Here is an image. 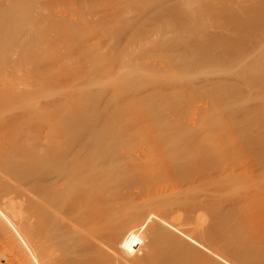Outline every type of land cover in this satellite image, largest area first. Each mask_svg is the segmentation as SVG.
<instances>
[{
    "label": "bare ground",
    "instance_id": "1",
    "mask_svg": "<svg viewBox=\"0 0 264 264\" xmlns=\"http://www.w3.org/2000/svg\"><path fill=\"white\" fill-rule=\"evenodd\" d=\"M118 1L120 2V0ZM135 1L134 3L137 4V0ZM154 1L156 2V0ZM230 1L214 0L213 4L217 3V6L212 4L208 6L209 3L206 9L200 11L201 13L207 11L211 20H230L233 24L224 35L199 33L209 47L207 53L202 50L203 54L201 55L203 57L213 56L214 48L228 51L230 48L226 44L238 40L247 30H256L258 34L264 35L262 18L264 16V0H254L252 3H249L250 0L249 2L241 0L235 5H231ZM115 2L117 4L116 0ZM131 2L128 1L127 3L130 4ZM247 2L248 4H245ZM90 3L91 5L94 4ZM219 4L220 8H217ZM40 5L42 7V4ZM35 6L38 11V5ZM43 8L46 7L43 5ZM47 8L51 10L49 6ZM68 8L70 6L63 9L67 10ZM39 9H41L40 6ZM60 9L62 8L60 7ZM60 9L58 7L57 10ZM63 9L61 10L62 13L52 9L57 12L55 13L56 16L52 14V10L49 12L52 15L48 13L42 15L41 10L38 11L39 13L41 11L39 14L35 8L34 11L36 12L31 10L33 12V14L30 13L31 15H27L22 10L20 13L22 16L17 15L14 18L12 21L14 25L10 26L11 28L6 26L7 18H0V264H264V220L261 212L256 209L257 204L264 200V172L259 166H255L261 163L260 160L262 159L259 156L257 157L260 158V160L258 159L260 163L257 160L254 162V157L249 155L251 158L248 157V159L251 160V163L247 162L248 168L244 171L224 169L206 178L212 184H224L231 182V179L237 175L232 180V188L230 191L227 190L233 191L232 194L235 192L234 195H237L238 192L236 191L240 189L244 191L239 196L241 199L236 200L228 207L220 205L215 213H205L196 203L181 198L159 202V200L149 198H129L128 195L121 194V190L118 192L116 188L109 192L112 186L119 184L121 177L118 174H109L108 164L102 160L93 162L94 157L89 150L87 139V124L81 123V117L85 113L88 114L90 110L86 108L79 90L86 88L85 86L91 81L89 73L93 72L94 68L90 66L88 61L94 60L96 63L93 57L96 53L93 54L94 51H92L91 59L89 55V57L86 56L87 61L82 62H87L89 67L85 66V68L87 67L89 73L85 71L84 64L82 65L80 62L86 59L82 55L84 50L82 53H79L81 52L80 49V51L77 50L80 56L82 55V60L77 61L79 57L74 54V46L78 42V40L76 42L77 33L81 34L83 30L89 29L92 24L89 20L85 21L84 19L81 23L77 20L76 22L80 24L76 25L74 20L67 17L68 15L63 16ZM92 9H89L90 12ZM98 11H100L99 8ZM94 12L96 13V9ZM258 14L261 16L257 17ZM100 15L103 16V14ZM100 15L94 17L101 18ZM114 16L116 18L115 14ZM107 17L108 15L105 16V19H108ZM90 21L95 23L91 19ZM119 22L124 23L120 20ZM148 23L150 24V22ZM218 23L219 21L216 22V24ZM167 24L169 25V23ZM92 27L95 28L96 26L93 24ZM102 27L104 30V26ZM153 27L156 29V26ZM8 29H12L13 33H9ZM97 29L99 31V28ZM160 29L158 30L160 31ZM166 31L169 32V29ZM138 36L140 34L137 35V39ZM147 36L145 40H147ZM167 36H165L166 39H168ZM79 38L81 39L80 36ZM261 38L263 39V37ZM155 41L157 42V40ZM199 43L201 42L199 41ZM169 44L167 43L168 46ZM188 46L199 49L198 45H194L192 42H187L184 45V47ZM160 47L162 49L164 46ZM88 48L86 50L90 53ZM103 49L105 50V48ZM146 50L144 49L145 52ZM260 50H264V43L260 49H252V53ZM103 51L101 52L103 53ZM160 51H158L159 55L162 54ZM101 52L99 53L102 54ZM75 53H77L76 50ZM121 55L123 54L121 53ZM25 57L31 62L33 61V63L29 61V70L23 66ZM71 57H76L75 60L79 62L76 65L81 64L82 66H80L84 70L79 68L80 66L76 67L75 62L69 63L73 59ZM96 57L98 60V55ZM112 58L114 56L110 59ZM108 61L110 62L109 59ZM98 64L96 65L98 66ZM92 74H95V71ZM63 79L65 80L62 81ZM45 80L54 89L53 94L55 93L57 97L54 96V101L44 102L35 96V88L45 85L43 84L46 82ZM48 83H46V87ZM50 85L48 84V87H51ZM254 114L259 115L256 112ZM254 114L251 113L250 116L246 117L254 116L256 119ZM242 120L232 124L240 123L245 127L251 123L246 124L245 121L242 123ZM251 120L253 121V118ZM251 120L247 119V121ZM244 123L245 125H243ZM236 126L234 128L237 129ZM166 127L162 128L166 130L169 125ZM239 128L242 129L243 127L240 126ZM256 128L257 131H251V134L254 136L258 134L256 136L259 137L258 142L253 136L247 135V129H238V132L241 131L243 134L233 141L234 143L235 140L236 143L240 142L238 144H241L242 147L238 154L241 156H237L236 151L230 154L231 152L227 151L229 148L226 146L225 151L227 152L222 155L221 162L240 159L242 156L245 158V155L253 152V148H255V152L259 148L261 149L264 127L262 125L256 126ZM156 130L162 131L163 129L158 128ZM163 134L159 135L158 138L162 137ZM165 135L169 136L170 134ZM202 135L201 138H205L206 134L203 133ZM231 139L233 138L231 137ZM163 142L158 143L163 145ZM234 143H231L230 147H233ZM227 145L229 147L230 144L227 143ZM199 147L200 150L203 148ZM78 150L80 152L77 155ZM256 154L258 155V153ZM242 159L241 163L246 162ZM167 161L164 157L158 159L155 164L160 167H167L166 169L169 168L168 171L174 173L181 172L177 169L178 167L171 166ZM252 161L255 165H252ZM123 180L125 181V179ZM206 180L199 182L206 183ZM251 184L252 186L249 187ZM202 193L204 192L202 191ZM206 208L211 210L208 206Z\"/></svg>",
    "mask_w": 264,
    "mask_h": 264
},
{
    "label": "rangeland",
    "instance_id": "2",
    "mask_svg": "<svg viewBox=\"0 0 264 264\" xmlns=\"http://www.w3.org/2000/svg\"><path fill=\"white\" fill-rule=\"evenodd\" d=\"M108 1L112 3L110 4ZM108 1L1 0L0 18H7L6 26L11 28L10 26L14 25V22L12 23L14 18H16L17 15L22 16L20 14L22 10L26 12L27 15H31L30 13L32 11L36 12L37 8L35 5H38V11L41 10L42 13L41 11L40 13L42 15L48 13L50 15L54 14V16H56L55 13L57 12H55V10L58 11V7L59 9L60 7L65 9L70 6L71 9L68 8V12L63 9L65 14H63V16L68 15L67 17H69L70 20H74L76 25H79L85 19V21L89 20L92 25L94 24L99 28L98 31L96 27L94 28L91 25L89 29H86L87 31L83 30L81 34L77 33L78 36L76 37H78V39L76 38V42L78 40L77 43L79 46H77L78 44L76 43L74 48L77 53H75L74 50V54H76V57H79L77 60L79 61L82 55L83 57L85 56V58L90 55L91 59V52L94 51L93 54L96 53L94 54L95 56L93 55L96 63L94 60H91V62L88 58L90 61H88V63L94 68L95 74H92L94 71L91 73L87 71V67L85 68V66H88V64H86L87 62L82 63L85 60L87 61V58L83 59L82 57L83 60L81 59L82 61H80L82 65L84 64L83 67L85 71L91 75V81L85 86L86 88H81L79 90L83 101H85L86 108L90 110L88 114L85 113L83 117H81V123L85 122V124H87L86 130L89 150L91 151V155L95 158H93V162L96 163L99 160H102L108 164L107 166L110 171L109 174L114 173L121 177L119 184L112 186L109 192H112L113 188H116L118 192L121 190V194L124 193L125 196L128 195L127 197L129 198H149L156 201L159 200V202L181 198L185 201L196 203L205 213L217 212L220 205L226 207L230 206L236 200L241 199L239 196L244 193V191H241L242 189L236 191L238 192L237 195H234L235 192L232 194L233 191L229 192L232 188V180L236 178L237 175L231 179V182L224 184H212V182L209 180L207 181L206 178H209L224 169H239L244 171V169L248 168V166H246L247 162L251 161L248 157H254V162H256V160L258 162V159L260 160L261 158V163L258 162L261 165L258 163V165H255L253 161L252 165H255L256 167L259 166L264 172L263 138L261 139L263 145L261 149L259 148L256 150L257 152H255V148H253L252 153L245 155V158L242 156L246 162L241 163L242 158L235 160L231 159L225 163L220 160L224 152H227L228 150L231 152L230 154H232L233 151H236V155L239 157L241 156L238 154L240 152L239 149L241 150L242 147L241 144H238L240 142L236 143L235 140L234 143L233 141L235 138H238L239 135L241 136L243 134L241 131L238 132L240 126L241 128H245L244 130H249H246L247 135L253 136L257 142L259 137L257 138L256 136L258 134L254 136L251 134V131H257L258 127L256 128V126L263 125L264 127V124H262L264 123V50L252 53V49L255 50L262 47V44L264 43V35L258 34L256 30H247L242 34L243 36L241 35L238 38V40L226 44L230 48L228 51L214 48L213 56L203 57L201 54H203V52L207 53L209 47H207L199 33L206 32L224 35L230 26L233 25L230 20L224 19L222 21L218 20L219 23L216 24L218 21L215 19H209V14L206 10V12H200L202 9H206L207 4L209 3L208 6L211 4L217 6V3L213 4L214 0H160L159 2L158 0H156V2L154 0H137V4H135V0H120V2L123 3L122 5L118 0H116L117 4L115 0L114 2L113 0ZM128 1L132 2L128 4ZM239 1L241 0H231L230 4L235 5L239 3ZM247 1L249 2V0ZM253 1L254 0H250L249 3H252ZM90 2L94 3L92 5H95V7H93ZM171 2L172 4H170ZM248 2L245 4H248ZM40 4H42V7ZM53 4L56 5V8ZM43 5L46 8H43ZM47 5L51 10H55L51 11L47 8ZM39 6L41 9H39ZM75 6L80 8L78 9ZM133 7L134 9H132ZM34 8L36 11H34ZM98 8L100 11H98ZM217 8H220V4ZM42 9H45V12ZM62 9L58 12L62 13ZM72 9L73 11L71 12ZM89 9H92L91 12ZM95 9L96 13L94 12ZM38 11L37 13H39ZM50 11L52 14L49 13ZM105 11L108 14H105ZM99 12L100 14H103V16H101ZM114 14L116 15V18ZM99 15L101 18H97ZM106 15H108V19H105ZM89 16L91 17L89 18ZM260 16L261 14L257 15V17ZM262 18L264 23V16H262ZM90 19L97 24L92 23ZM77 20H79L80 23L76 22ZM119 20L124 23L119 22ZM188 20L194 22L192 23V21ZM213 21L215 22L213 23ZM148 22H150V24ZM156 22L158 27L157 24H155ZM167 23H169V25ZM204 24L205 26H203ZM102 26H104L105 31ZM153 26H156V29H154L155 27ZM171 26L173 29H171ZM206 26L210 27L208 28ZM159 28H161L160 31L158 30ZM168 29L169 32L166 31ZM8 30L9 33H13L12 29ZM136 34H140L138 39ZM145 35H148L147 40H145ZM165 36H167L168 39H166ZM261 37H263V39ZM162 39L164 41L166 40V42ZM155 40H157V42ZM199 41L201 43L198 44ZM160 42L164 44H160ZM187 42H192L194 45L197 44L199 49L195 47L191 48L189 46L184 47ZM167 43H170L169 46ZM150 44H152V46H150ZM153 46L158 48H154ZM160 46L164 47L161 49ZM86 47L90 53L87 52ZM103 48H105V50ZM79 49L81 52H79ZM144 49H147L146 52ZM83 50L84 53H82ZM101 51H103V53ZM139 51H141L140 54ZM158 51L162 54L159 55ZM197 51L201 52L198 53ZM78 52L82 53V55L80 56ZM234 52L237 53L234 54ZM121 53L123 55H121ZM148 53L152 55H149ZM97 55L98 60H96ZM112 55L116 59H110L113 57ZM116 55L120 57L117 58ZM151 56H153V58H151ZM26 57L24 59L26 62H23V66H25V69L27 68V70H29L31 61L30 59H26ZM76 57H71V59L73 58L72 60H75ZM101 59L103 62L106 61L104 62L105 64ZM71 61L69 63L75 62L74 65L76 67L81 65L77 66L76 64L79 62L76 60ZM107 61L110 64H108ZM31 63H33V61ZM97 63L100 65L98 64L97 66ZM81 66L79 68L84 70ZM64 80L65 79L62 81ZM45 81L46 82L43 84L46 85L48 82L47 80ZM103 82L105 84H102ZM48 84L50 85V83ZM48 84L47 87L42 85L43 89L42 86L40 87L41 89L35 88V96L44 102L54 101L56 97L55 93L53 94V87L51 85V87H48ZM149 112L150 115H148ZM254 112L259 113V115H255ZM251 113L257 117V121L254 116L246 117L249 114L251 115ZM252 118L253 121L251 120ZM258 118L262 119L258 120ZM247 119L251 121H247ZM241 120L242 123L244 121L246 124L248 122L251 123L247 125L244 123V127L240 125V123L237 124ZM235 121L237 122V126L232 124ZM168 125L170 130L167 128ZM234 126H236L237 129L234 128ZM162 127H166L167 131ZM158 128L163 130H156ZM153 132L154 134L152 135ZM203 133L208 136H205L208 140L201 138ZM162 134L163 136L158 138V136ZM165 134L170 135L166 136ZM202 137L204 136L202 135ZM231 137L233 139H231ZM204 139L206 140L205 142ZM162 141H164L162 143L163 145L158 143ZM227 143L230 144L229 147ZM231 143H234L233 147H230L232 145ZM197 146L203 148L200 150V147L198 148ZM226 146L229 148L227 151H225ZM79 152L80 150H78L77 155ZM256 153H258V155ZM164 157L165 160H168L167 162L171 164V166L174 165L175 167H178L177 169L181 172L174 173L173 171H168L169 168L166 169L167 167H160L155 164L158 159ZM122 179H125V181H122ZM204 179L207 181H205L206 183L203 182ZM200 180L203 181L199 182ZM196 181L198 182L196 183ZM250 186H252V184L249 185V187ZM227 189H229V191ZM179 191L182 194H180ZM202 191L204 193H202ZM185 192H188L189 194H186ZM207 206L211 210H208V208H206ZM256 209L261 212L264 220V200L257 204Z\"/></svg>",
    "mask_w": 264,
    "mask_h": 264
}]
</instances>
